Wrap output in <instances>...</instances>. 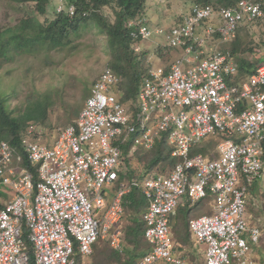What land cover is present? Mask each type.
Returning a JSON list of instances; mask_svg holds the SVG:
<instances>
[{
    "label": "built area",
    "instance_id": "built-area-1",
    "mask_svg": "<svg viewBox=\"0 0 264 264\" xmlns=\"http://www.w3.org/2000/svg\"><path fill=\"white\" fill-rule=\"evenodd\" d=\"M56 1L59 13L63 0ZM67 12L72 16L74 6ZM259 21L264 0L195 5L169 28L129 21L134 52L156 37L180 54L169 67L147 70L133 106L121 103V78L105 69L77 118L51 143H41L42 127H26L20 147L28 167L1 141L0 186L11 195L0 209V264H29L26 242L35 264H77L75 255L89 257L98 240L121 248V201L132 188L147 201L142 219L150 250L138 264H182L170 216L183 199L194 204L208 194L213 214L189 221L196 244L205 246V264H254L249 242L257 244L260 231L245 209L250 185L264 172V55L250 76L237 78L234 57L210 44H228ZM218 133L227 139L216 145V158L189 155ZM164 135L179 158L175 166L142 182L119 180L122 146L132 140L149 150Z\"/></svg>",
    "mask_w": 264,
    "mask_h": 264
},
{
    "label": "trees",
    "instance_id": "trees-1",
    "mask_svg": "<svg viewBox=\"0 0 264 264\" xmlns=\"http://www.w3.org/2000/svg\"><path fill=\"white\" fill-rule=\"evenodd\" d=\"M7 1L11 11L20 13L21 16L17 25L0 29V67L2 64L12 62L15 56L31 54L37 50L64 48L70 44L72 36L77 35L84 28L93 26L99 29L106 38V44L110 52L108 68L113 74L121 78L117 87L121 103L131 105L135 102L139 87L147 74V68L142 64V54L144 53H136L132 49L134 43L129 37L127 22L143 18L146 0H64V7L60 13L55 11L53 0ZM237 1L196 0L195 5L232 6ZM26 5L31 6L37 15L45 18V21L41 23L35 17L25 14L22 8ZM70 5L74 6L75 9L72 16L67 12V7ZM105 7L111 8L113 22H110L109 16L105 15L103 11ZM243 28L237 31L232 42L221 44L227 46L220 49L222 52L228 51L236 60L237 78L250 76L263 60L259 54L256 56L255 49H243V41L239 37V33ZM44 97L46 96L44 95L28 103L19 115L13 116V112L8 110L6 99L0 95V142H8L22 156L20 139L28 124L34 123L42 127L40 124H44L47 120L46 108L43 102L40 101ZM87 97L88 95H84V99ZM43 131L45 130L43 129ZM225 139L227 137L224 134L218 133L216 136L194 146L189 151V155L202 154L205 157L215 158L217 154L216 145ZM172 150V146L167 143L166 135L162 136L161 140H157L150 150L132 146V140H129L121 148L119 180H130L132 178L142 180V174H147L154 168H159L161 174H167L179 161V158L171 156ZM131 159L133 161L136 159L137 162L143 164L144 172L137 175L131 167ZM22 165L28 167L24 156ZM31 171L35 176V169L32 168ZM34 179L36 180V177ZM256 186L257 184L252 186V192L255 191ZM0 195L5 197V194ZM121 205L123 220L130 221L128 225L122 226L121 248L125 257L128 258V264H138L137 261H140L150 250L149 244L144 238L145 224L142 219L147 201L140 189L132 188L127 195L122 197ZM1 208L2 206H0ZM190 213H192V208L180 209L173 224L174 239L181 247H186L191 243L188 230ZM127 214L129 218H127ZM95 244L93 254H91L92 257L98 253L99 249L103 251ZM26 245L29 264H35L32 247L28 242H26ZM258 245H250L252 254ZM110 249L112 250V248ZM114 253L116 254V252ZM77 264H80L78 260Z\"/></svg>",
    "mask_w": 264,
    "mask_h": 264
},
{
    "label": "rangeland",
    "instance_id": "rangeland-1",
    "mask_svg": "<svg viewBox=\"0 0 264 264\" xmlns=\"http://www.w3.org/2000/svg\"><path fill=\"white\" fill-rule=\"evenodd\" d=\"M195 1L146 0L143 17L151 27L169 28L182 15L190 11L195 5ZM7 2V0H0V29L17 25L21 16L20 13L11 11ZM22 10L41 23L45 21V18L37 15L31 6L26 5ZM103 11L106 16H109L110 22H113L111 8L105 7ZM239 37L243 41V49H255L256 56L259 54L263 58L264 21L244 27L240 31ZM157 44L161 45L162 41L156 37L139 44L140 51L137 53H144L142 54V64L147 70L152 67H169L171 62L180 55L178 51L163 49ZM210 45H214L217 49L227 46L216 45V43ZM109 60L110 52L105 36L99 29L89 26L72 36L70 44L64 48L37 50L31 54L15 56L12 62L2 64L3 66L0 67V95L6 99L8 110L13 112V116L19 115L28 103L45 95L46 97L40 100L46 108L47 115L45 123L40 124L45 130L43 131L45 137L41 143H51L59 130L77 118L86 100L84 95L89 94L95 80L105 69H108ZM130 164L137 175L144 172L143 164L137 162L136 159L134 161L131 159ZM158 172L160 173L159 168H154L144 175ZM0 191L11 194V190L4 186H0ZM7 201V198L0 195V206L3 207ZM248 201L249 205L245 209V215L252 216V222L262 233L259 245L257 243L258 246L254 249L253 254L250 253V257L254 264H264V172L259 179L256 191L250 194ZM209 205V199H203L194 205L192 213H190V220L209 214L211 212ZM127 218H129L128 214ZM128 223L130 221L122 219V226H126ZM96 244L103 251L99 249L93 257H84L77 253L75 259L81 264H128V258L125 257L122 249H112L116 252L115 254L107 241L98 240ZM185 255V264H204L202 252L193 245V242L186 246Z\"/></svg>",
    "mask_w": 264,
    "mask_h": 264
},
{
    "label": "crops",
    "instance_id": "crops-1",
    "mask_svg": "<svg viewBox=\"0 0 264 264\" xmlns=\"http://www.w3.org/2000/svg\"><path fill=\"white\" fill-rule=\"evenodd\" d=\"M135 102H136V98H135ZM135 102L133 103V104H131V105H126V106H133L134 104H135ZM44 137H45V135H44ZM53 142V141H52ZM144 149V148H143ZM146 150V149H145ZM150 150V149H149ZM216 157H217V154H216ZM215 157V158H216ZM210 158V157H209ZM121 169V168H120ZM154 173V172H153ZM157 174H161V173H157ZM147 176V175H146ZM143 179L145 178V175L144 174H142V176H141ZM136 179V178H135ZM142 179V180H143ZM259 179L260 178H258V179H256L255 181H253L252 182V184L250 185V190H249V197H250V194L252 193V190H251V188H252V186L254 185V184H257V186L259 185ZM139 182H142V180L140 179H137ZM257 186H256V188H257ZM255 191H256V189H255ZM0 194H5V198H9V196L11 195V194H7V193H5V192H3V191H0ZM205 199H209V201H210V205H209V208H210V213L209 214H207V215H211V214H213V210H212V196L211 195H207L206 196V198ZM202 201V200H201ZM201 201H199V202H197V203H194V204H189L187 201H185V199H183L181 202H180V204L178 205V207L175 209V211L171 214V216H170V233H171V238H172V241H173V245H174V250L176 251V252H178V255L180 256V257H182L181 258V261H182V264H185V260H184V255H185V250H186V247H181L178 243H176V241H175V239H174V235H173V233H172V229H173V224H174V222H175V217H178V216H176L177 214H178V211L180 210V209H183V208H192L194 205H196V204H198V203H200ZM248 205H249V201H248V203H247V207H248ZM3 208V207H2ZM1 208V209H2ZM146 208H147V206H146ZM146 208H145V210H146ZM204 208V207H203ZM200 212V211H199ZM144 213H145V211H144ZM143 213V214H144ZM203 216V215H202ZM249 218H250V220H251V225L252 226H255V227H257L256 226V224L255 223H253L252 222V216H250L249 215ZM189 224V223H188ZM258 228V227H257ZM188 230H189V236H190V242H193V245L195 246V247H198L200 250H201V252H202V256H203V258H204V264H205V246H203V245H198V244H196V242H195V240H194V238H193V235H192V233H191V231H190V228L188 227ZM261 235H262V233L260 232V237H261ZM259 243V242H258ZM249 244L251 245V243L249 242ZM253 245H255V244H253ZM253 245H251V246H253ZM94 246V245H93ZM109 246L111 247V245L109 244ZM202 246H203V248H202ZM202 249H201V248ZM113 250H119V249H122V248H119V249H115V248H113V247H111ZM252 251H253V248H252ZM254 252V251H253ZM250 253H252L251 252V249H250ZM250 253H249V258L251 259V257H250ZM93 254V253H92ZM91 256V255H90ZM89 256V257H90ZM186 256V255H185ZM81 264V263H80ZM160 264H164V263H160Z\"/></svg>",
    "mask_w": 264,
    "mask_h": 264
},
{
    "label": "clouds",
    "instance_id": "clouds-1",
    "mask_svg": "<svg viewBox=\"0 0 264 264\" xmlns=\"http://www.w3.org/2000/svg\"><path fill=\"white\" fill-rule=\"evenodd\" d=\"M53 3H54V6H55V11L57 12V7H58V3H57V1L56 0H53ZM207 5H210V4H207ZM70 6H72V5H70ZM201 6H204V5H201ZM212 6H214V5H212ZM63 7H64V0H63ZM69 7V6H68ZM68 7H67V9H68ZM58 13V12H57ZM60 13V12H59ZM139 19H141V20H144L146 23H147V25H148V22L144 19V17L143 18H138V19H135V20H139ZM130 21H132V20H130ZM129 22V21H128ZM127 22V23H128ZM149 26V25H148ZM149 27H151V26H149ZM151 28H154V27H151ZM163 28V27H162ZM133 41V40H132ZM133 46L135 45V43L136 42H134L133 41ZM140 44V43H139ZM158 45V44H157ZM132 46V47H133ZM158 47H160L159 45H158ZM160 48H163V47H160ZM164 49V48H163ZM262 62H263V60H262ZM109 69V68H108ZM110 70V69H109ZM97 80V79H96ZM95 80V81H96ZM88 96H89V94H88ZM87 99V98H86ZM86 101V100H85ZM82 110V109H81Z\"/></svg>",
    "mask_w": 264,
    "mask_h": 264
}]
</instances>
